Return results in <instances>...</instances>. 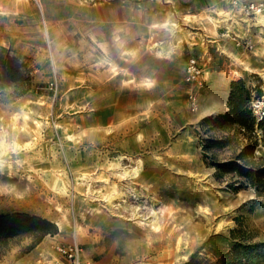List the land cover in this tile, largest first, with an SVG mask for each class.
I'll return each instance as SVG.
<instances>
[{
	"label": "rangeland",
	"instance_id": "obj_1",
	"mask_svg": "<svg viewBox=\"0 0 264 264\" xmlns=\"http://www.w3.org/2000/svg\"><path fill=\"white\" fill-rule=\"evenodd\" d=\"M237 79L258 119L264 0H0V214L57 227L0 264H264V128L205 122Z\"/></svg>",
	"mask_w": 264,
	"mask_h": 264
},
{
	"label": "trees",
	"instance_id": "obj_2",
	"mask_svg": "<svg viewBox=\"0 0 264 264\" xmlns=\"http://www.w3.org/2000/svg\"><path fill=\"white\" fill-rule=\"evenodd\" d=\"M250 98L251 91L245 86L243 80H232L227 99L228 109L223 113L207 117L205 122L215 126L233 125L236 128L242 127L247 129H252L258 123L259 127L264 128V115L257 119L250 106ZM248 171H245V175L253 183L257 177L264 178V168L251 172ZM258 185L264 186V179ZM0 231L6 237L27 233L33 237L34 243H37L45 234L56 232L57 227L52 221L40 215L17 211L0 214ZM237 247L234 245L229 251L225 252L221 259H219V264H251L248 261L242 260L248 254L241 252ZM230 255L232 257H229Z\"/></svg>",
	"mask_w": 264,
	"mask_h": 264
},
{
	"label": "built area",
	"instance_id": "obj_3",
	"mask_svg": "<svg viewBox=\"0 0 264 264\" xmlns=\"http://www.w3.org/2000/svg\"><path fill=\"white\" fill-rule=\"evenodd\" d=\"M188 72L191 76L195 77L198 73L194 59H191L187 65ZM191 104L196 105L195 97H191ZM63 259H57L54 264H91L89 261L84 260L80 256V247L77 243H69L58 247Z\"/></svg>",
	"mask_w": 264,
	"mask_h": 264
},
{
	"label": "bare ground",
	"instance_id": "obj_4",
	"mask_svg": "<svg viewBox=\"0 0 264 264\" xmlns=\"http://www.w3.org/2000/svg\"><path fill=\"white\" fill-rule=\"evenodd\" d=\"M125 172V171H124ZM127 172V171H126ZM127 174V173H126ZM128 177V176H127ZM117 187V186H116ZM129 189V188H128ZM115 190V189H114ZM111 193V192H110ZM114 194H112L111 196H110V198L108 199V202L110 203V204H112V202H113V199L114 198H119V199H123V197L126 195L125 193H124V190H123V192L122 191H120L119 189H117V190H115V192H113ZM96 195V194H95ZM133 195V194H132ZM131 195V196H132ZM98 196V195H97ZM130 196V195H129ZM135 196V195H134ZM151 199H152V197H151ZM106 200V199H105ZM139 205V204H138ZM113 207V206H112ZM138 210V209H137ZM135 213H136V211H135ZM136 216V215H135ZM137 216H138V213H137ZM143 216V215H142ZM138 218V217H137ZM143 220V219H142ZM57 225L58 226H60V224L57 222Z\"/></svg>",
	"mask_w": 264,
	"mask_h": 264
}]
</instances>
